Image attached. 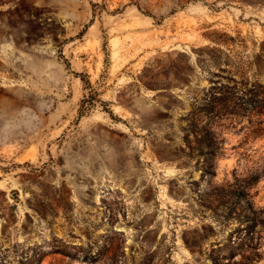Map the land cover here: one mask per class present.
<instances>
[{"label":"rangeland","instance_id":"1","mask_svg":"<svg viewBox=\"0 0 264 264\" xmlns=\"http://www.w3.org/2000/svg\"><path fill=\"white\" fill-rule=\"evenodd\" d=\"M178 2L0 0V264H264V6Z\"/></svg>","mask_w":264,"mask_h":264},{"label":"trees","instance_id":"2","mask_svg":"<svg viewBox=\"0 0 264 264\" xmlns=\"http://www.w3.org/2000/svg\"><path fill=\"white\" fill-rule=\"evenodd\" d=\"M193 2H205L207 4H211L216 6L218 3L223 2L224 5H230L232 3L238 2L241 4H245V5H252V6H258V7H263L264 6V0H179L178 4L180 5L181 8L186 7L188 4L193 3ZM220 97H215V96H211L210 101H211V105L209 104H205L204 105V112L206 113H215L216 112V104L222 105L225 100H226V96H224V92L220 91ZM92 99V98H91ZM90 99V100H91ZM84 102H86V100H83V104ZM254 102H251V104H253ZM262 103V102H261ZM261 103H256L257 107H261L262 104ZM248 204L251 206V203L249 202V200L247 199ZM253 209V208H252Z\"/></svg>","mask_w":264,"mask_h":264},{"label":"water","instance_id":"3","mask_svg":"<svg viewBox=\"0 0 264 264\" xmlns=\"http://www.w3.org/2000/svg\"><path fill=\"white\" fill-rule=\"evenodd\" d=\"M263 203H264V199H263Z\"/></svg>","mask_w":264,"mask_h":264}]
</instances>
